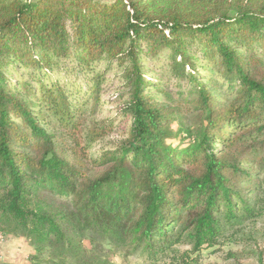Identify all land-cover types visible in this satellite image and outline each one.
<instances>
[{"label":"trees","instance_id":"16d2710c","mask_svg":"<svg viewBox=\"0 0 264 264\" xmlns=\"http://www.w3.org/2000/svg\"><path fill=\"white\" fill-rule=\"evenodd\" d=\"M115 62L129 123L87 174L57 134L87 157L115 129L86 116ZM182 112L193 126L175 128ZM263 206L264 0H0V229L27 237L32 259L69 264L83 224L159 260Z\"/></svg>","mask_w":264,"mask_h":264},{"label":"rangeland","instance_id":"374dc122","mask_svg":"<svg viewBox=\"0 0 264 264\" xmlns=\"http://www.w3.org/2000/svg\"><path fill=\"white\" fill-rule=\"evenodd\" d=\"M104 63L102 60L97 63V72L104 71L107 66H104ZM146 64L148 75L150 78H155L158 69H154L155 65L150 61ZM153 69L155 73H152ZM210 70L201 71L213 72ZM21 72L24 70L21 69L19 73ZM120 76L121 67L115 62L104 78L106 81L101 87L100 104L94 114L86 113L88 120L112 118L115 127L111 133L92 145L86 153L87 157L72 153L71 146L74 144L72 140L63 134H57L60 141L57 144L58 152L87 174H96L102 170L91 164V158L99 156L106 150L114 149L121 142L128 126L129 122H122L123 117L119 115L120 105L128 95ZM167 79L164 81L165 87L176 91V87L170 83L174 80ZM222 93L225 92L222 90ZM195 122L194 116L182 112L179 114L175 128L193 126ZM75 229L71 235L74 243L79 247V252L77 254L75 251L68 252L69 264H264V206L261 212L246 224L225 230L214 245L204 244L197 249L192 243L185 241L177 245L176 252L159 260L151 259L143 251L135 249L126 237H108L83 224H75ZM0 234H2L0 235V264H54L53 262H56V258L50 253L32 259L31 254L35 250L27 237L8 234L1 229Z\"/></svg>","mask_w":264,"mask_h":264},{"label":"built area","instance_id":"2783aa9c","mask_svg":"<svg viewBox=\"0 0 264 264\" xmlns=\"http://www.w3.org/2000/svg\"><path fill=\"white\" fill-rule=\"evenodd\" d=\"M0 235L2 236V234H0ZM1 236H0V237H1Z\"/></svg>","mask_w":264,"mask_h":264}]
</instances>
